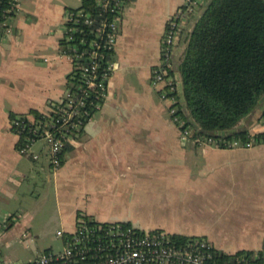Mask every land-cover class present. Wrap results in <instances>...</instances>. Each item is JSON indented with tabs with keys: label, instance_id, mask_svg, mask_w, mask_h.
<instances>
[{
	"label": "crops",
	"instance_id": "1",
	"mask_svg": "<svg viewBox=\"0 0 264 264\" xmlns=\"http://www.w3.org/2000/svg\"><path fill=\"white\" fill-rule=\"evenodd\" d=\"M187 1L126 0L106 98L54 170L43 140L32 146L38 158L20 153L10 113H47L50 101L65 95L72 66L60 54L63 17L83 0H21L11 20L13 32L0 36V257L5 264H29L53 250L51 232L64 247L57 231L75 232L81 216L203 236L227 254L264 247V142L226 148L186 141L169 112L172 102L160 95L165 84L152 80L168 21ZM195 1L199 17L208 0ZM194 22L188 20L175 45L173 75L181 103L179 63ZM259 105L236 129L264 131V98ZM10 216L15 223L7 228ZM25 235L35 240L34 255L14 261L2 246L8 251Z\"/></svg>",
	"mask_w": 264,
	"mask_h": 264
},
{
	"label": "built area",
	"instance_id": "2",
	"mask_svg": "<svg viewBox=\"0 0 264 264\" xmlns=\"http://www.w3.org/2000/svg\"><path fill=\"white\" fill-rule=\"evenodd\" d=\"M12 14L0 21V36L13 32L12 18L21 10V0H10ZM97 11L87 7L67 8L63 17V35L60 40V54L71 62L70 75H80L81 83L76 89H67L65 95L55 100L46 113L47 118L33 129L35 138L21 146L20 153L32 154V146L43 140L54 170L61 166V152L66 141L82 125V117L95 102L94 95L105 99L108 82L114 70L109 57L115 50L120 22L126 0H96ZM196 1L188 0L168 21L163 37L162 61L153 69V83L165 84L160 90L162 99L172 103L168 109L173 121L180 127L182 137L194 143L212 144L226 148H248L261 143L257 134L250 132L247 140L202 136L179 112L177 80L173 74L175 45L189 19L195 17ZM195 23V22H194ZM264 119V116H263ZM20 122H11L18 137L22 129ZM264 125V121H263ZM262 132V131H261ZM64 237L61 250H47L39 253L29 264H264V247L252 254L242 253L228 259L217 256V249L206 237H190L182 241L162 229L145 230L124 222L89 221L81 216L73 233L57 231Z\"/></svg>",
	"mask_w": 264,
	"mask_h": 264
},
{
	"label": "trees",
	"instance_id": "3",
	"mask_svg": "<svg viewBox=\"0 0 264 264\" xmlns=\"http://www.w3.org/2000/svg\"><path fill=\"white\" fill-rule=\"evenodd\" d=\"M81 6L95 12L98 9L96 0H83ZM10 8V0H0V21L12 14L8 11ZM201 9L179 63L184 99L182 103L179 101V112L189 125H194L197 134L247 140L250 131L247 128L236 129V126L264 98V0H208ZM109 57L113 58V53ZM173 72L170 70L168 74ZM79 83L80 75L68 76L69 88L76 89ZM92 98L95 102L100 101V105L87 107L88 113L82 117L81 127L72 132L75 138L83 132L105 100L95 95ZM54 101H50V105ZM46 118V113L38 109L10 113V121H19L22 129L18 149L35 138L33 129ZM257 136L264 142V131ZM71 148V141H66L61 152V165ZM83 217L95 221L88 216ZM12 218L10 216L7 221V228L14 225ZM172 236L182 241L191 237ZM216 251L222 259L254 252L227 254Z\"/></svg>",
	"mask_w": 264,
	"mask_h": 264
},
{
	"label": "rangeland",
	"instance_id": "4",
	"mask_svg": "<svg viewBox=\"0 0 264 264\" xmlns=\"http://www.w3.org/2000/svg\"><path fill=\"white\" fill-rule=\"evenodd\" d=\"M260 105L258 104L256 108H258ZM263 113V112H262ZM261 113V114H262ZM261 116V115H260ZM261 121H264L263 117L261 118ZM3 238L1 237V240ZM47 239L49 240L50 246H52V249L55 251H58L62 249L63 247V241L61 238H58L55 234V232L49 233ZM34 245L35 240L32 237H29L28 235H25L21 237V241H17L12 246H10L7 251V246L3 245L2 249L5 251V254L12 255V260L22 259L27 261L28 259L32 258L34 255ZM4 258V257H3ZM0 257V264H5L4 259Z\"/></svg>",
	"mask_w": 264,
	"mask_h": 264
}]
</instances>
